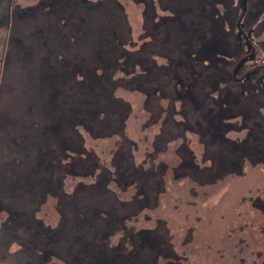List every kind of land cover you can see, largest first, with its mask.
Returning <instances> with one entry per match:
<instances>
[{
  "label": "rangeland",
  "instance_id": "1",
  "mask_svg": "<svg viewBox=\"0 0 264 264\" xmlns=\"http://www.w3.org/2000/svg\"><path fill=\"white\" fill-rule=\"evenodd\" d=\"M259 66L264 0H0V264H264Z\"/></svg>",
  "mask_w": 264,
  "mask_h": 264
},
{
  "label": "flooded vegetation",
  "instance_id": "2",
  "mask_svg": "<svg viewBox=\"0 0 264 264\" xmlns=\"http://www.w3.org/2000/svg\"><path fill=\"white\" fill-rule=\"evenodd\" d=\"M243 15H244V12H243V10H242L241 18H243ZM241 18H240V19H241ZM240 19L236 22V24H235L236 26H235V27H236V29L240 32V34L243 36V38H244V40L246 41V43L248 44L249 52H248L247 55H246V56H248V55L253 54L254 50H253V48H252V46H251V44H250V42H249V40H248V37H247L246 33L243 32V30L241 29V26H240ZM237 23H238V25H237ZM236 68H237V67H236ZM260 70H261V71H260ZM258 71L263 72V73H262V76L259 78L258 82L260 83L261 87H264L263 84H262V81H263V78H264V66H259L257 69L253 70V71L250 72L249 74H245V75H244L243 77H241L240 79L235 77V71H234V72H233V78H234V80L239 81V80H241V79H243V78L245 79V77H247V76H250V75L256 74Z\"/></svg>",
  "mask_w": 264,
  "mask_h": 264
},
{
  "label": "water",
  "instance_id": "3",
  "mask_svg": "<svg viewBox=\"0 0 264 264\" xmlns=\"http://www.w3.org/2000/svg\"><path fill=\"white\" fill-rule=\"evenodd\" d=\"M245 11V7L243 8V12ZM237 25H238V23H237Z\"/></svg>",
  "mask_w": 264,
  "mask_h": 264
}]
</instances>
